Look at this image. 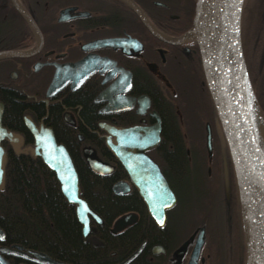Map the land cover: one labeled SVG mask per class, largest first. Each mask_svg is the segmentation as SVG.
Instances as JSON below:
<instances>
[{"label": "flooded vegetation", "instance_id": "af4514ba", "mask_svg": "<svg viewBox=\"0 0 264 264\" xmlns=\"http://www.w3.org/2000/svg\"><path fill=\"white\" fill-rule=\"evenodd\" d=\"M195 1L0 0V190L10 155L28 149L37 157L28 121L51 131L75 173L72 155L97 177L114 172L111 193L135 200L102 227L105 221L79 195L98 219L89 216L85 237L76 220L81 238L100 249L81 263L50 258L120 264L143 243L126 264H248L234 168L189 31ZM240 19L245 68L257 53L258 80L264 75V0H242ZM107 129L115 131L111 140L127 158L132 180L106 146ZM87 157L107 171L92 173ZM77 183L80 194L78 176ZM143 184L149 211L138 193ZM163 184L170 198L161 195ZM129 214V223L112 231ZM128 229L133 245L122 254L106 251V243ZM0 232V249H7L0 251V264H37L36 249Z\"/></svg>", "mask_w": 264, "mask_h": 264}, {"label": "water", "instance_id": "95a60500", "mask_svg": "<svg viewBox=\"0 0 264 264\" xmlns=\"http://www.w3.org/2000/svg\"><path fill=\"white\" fill-rule=\"evenodd\" d=\"M241 6L242 0H196L189 31L198 47L204 81L216 114L218 130L234 168L243 224L248 238V264H264V153L257 139L253 95L241 48ZM25 125L33 139L30 145L33 155L39 157L53 173L61 195L74 206L75 218L81 226L82 236L85 237L89 229V216L96 221L98 219L79 197L77 176L65 148L55 143L49 129H37L28 121ZM107 132L109 135L106 136L105 143L108 150L125 166L132 180L127 158L119 156L115 143L111 140L115 134L114 129H107ZM85 153L89 154L90 151L86 150ZM142 157L148 163L149 160L143 153ZM87 164L94 174L100 175L107 171L100 162L91 157H87ZM2 173L0 159V184ZM154 178L161 179L157 171ZM146 187V184L140 185L138 193L149 211ZM161 187V195L170 198L171 193L166 185ZM158 193L154 192L153 195L157 198ZM129 217L130 214L118 218L112 231L128 224ZM1 234L0 232V236ZM142 245L143 243L120 264L132 260ZM0 251L7 249L1 248ZM31 253L37 264H66L43 252Z\"/></svg>", "mask_w": 264, "mask_h": 264}, {"label": "trees", "instance_id": "16d2710c", "mask_svg": "<svg viewBox=\"0 0 264 264\" xmlns=\"http://www.w3.org/2000/svg\"><path fill=\"white\" fill-rule=\"evenodd\" d=\"M254 56V70L251 67L246 69L252 95L259 62L258 54L254 53ZM29 151L26 149L24 154L10 155L4 166V185L0 190V228L10 237L7 241L36 249L64 262L94 260L100 247L81 238L73 206L61 195L52 172ZM72 157L78 176L79 195L105 221L102 227H106L117 215L125 212L126 207L135 203L132 196L117 199L111 193L109 188L114 181V172L105 178L97 177L75 156ZM138 206L139 218L144 222L145 211L141 205ZM138 229L137 240L144 237L146 227L143 225ZM132 234L130 229L119 234L118 238L106 243V251L116 250L120 254L127 251L135 241L131 238Z\"/></svg>", "mask_w": 264, "mask_h": 264}, {"label": "rangeland", "instance_id": "374dc122", "mask_svg": "<svg viewBox=\"0 0 264 264\" xmlns=\"http://www.w3.org/2000/svg\"><path fill=\"white\" fill-rule=\"evenodd\" d=\"M244 38L246 39L247 37L245 36ZM248 41L251 43L250 39ZM250 45L251 44H248L246 48H248ZM248 54H249V51H248ZM250 61H251L250 67L254 70L255 64H256L255 59H253L254 63L252 61V58ZM255 73H256V70H255ZM256 75H257V73H256ZM252 89H253V95H254L255 100H256V103H255V100L253 97L254 110H255V114L258 117L256 122L259 123L260 130L264 134V75H261L260 78L257 80V82L253 84ZM256 104H257V106H256Z\"/></svg>", "mask_w": 264, "mask_h": 264}, {"label": "bare ground", "instance_id": "6f19581e", "mask_svg": "<svg viewBox=\"0 0 264 264\" xmlns=\"http://www.w3.org/2000/svg\"><path fill=\"white\" fill-rule=\"evenodd\" d=\"M244 7V6H243ZM242 24V23H241ZM253 110H254V105H253ZM258 117L257 115L255 114V110H254V121H255V129L257 131V139H258V142H259V145L261 147V150L263 151L264 153V134L261 132L260 130V126H259V123H257Z\"/></svg>", "mask_w": 264, "mask_h": 264}, {"label": "snow or ice", "instance_id": "6c2138e0", "mask_svg": "<svg viewBox=\"0 0 264 264\" xmlns=\"http://www.w3.org/2000/svg\"><path fill=\"white\" fill-rule=\"evenodd\" d=\"M162 222V221H161ZM0 239H3V237L2 236H0Z\"/></svg>", "mask_w": 264, "mask_h": 264}]
</instances>
